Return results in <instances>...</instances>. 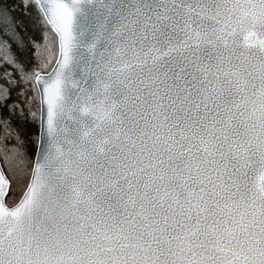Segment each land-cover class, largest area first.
<instances>
[{
    "label": "snow or ice",
    "instance_id": "obj_1",
    "mask_svg": "<svg viewBox=\"0 0 264 264\" xmlns=\"http://www.w3.org/2000/svg\"><path fill=\"white\" fill-rule=\"evenodd\" d=\"M19 7L41 35L0 56V264H264V0Z\"/></svg>",
    "mask_w": 264,
    "mask_h": 264
},
{
    "label": "trees",
    "instance_id": "obj_2",
    "mask_svg": "<svg viewBox=\"0 0 264 264\" xmlns=\"http://www.w3.org/2000/svg\"><path fill=\"white\" fill-rule=\"evenodd\" d=\"M5 2L9 5L10 16L16 22L15 31L23 36V40L21 41L19 36L13 34L11 21L5 23L3 22V18L0 17V56L4 54L8 45H11L12 54L19 61L30 63L32 60L31 41L33 39H40V29L35 24L34 15L28 13L26 9L19 7L20 0H5ZM27 135L33 141L35 140V133L31 129H28ZM2 146L0 144V147ZM0 162L2 163V161Z\"/></svg>",
    "mask_w": 264,
    "mask_h": 264
},
{
    "label": "water",
    "instance_id": "obj_3",
    "mask_svg": "<svg viewBox=\"0 0 264 264\" xmlns=\"http://www.w3.org/2000/svg\"><path fill=\"white\" fill-rule=\"evenodd\" d=\"M1 163V162H0Z\"/></svg>",
    "mask_w": 264,
    "mask_h": 264
}]
</instances>
